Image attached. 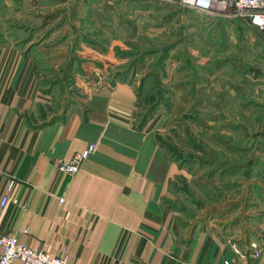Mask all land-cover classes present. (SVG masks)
Wrapping results in <instances>:
<instances>
[{
  "label": "crops",
  "instance_id": "0c3cea01",
  "mask_svg": "<svg viewBox=\"0 0 264 264\" xmlns=\"http://www.w3.org/2000/svg\"><path fill=\"white\" fill-rule=\"evenodd\" d=\"M76 1L87 9L85 16H78L88 20L99 18L97 14L117 18L122 11L127 18L148 17L152 6L178 2ZM50 2L75 0H1L5 9L10 4L18 9ZM196 12L208 29L223 35L224 45H247L249 32L264 38V31L243 18ZM7 13L0 10V21L8 20ZM34 16L25 10L12 14L16 21ZM0 35V198L8 181H14L8 202L0 206V234L15 235L73 264H222L233 257L228 235L212 225L181 229L177 213L167 203L177 164L157 140L155 118L144 123L137 119L138 97L130 85L117 82L112 88L96 89L62 118L50 120L58 113L44 108L50 99L37 86L39 61L24 55V48L7 33ZM259 45L251 68L257 75L254 83L262 88L264 41ZM251 108L242 113L258 112V107ZM259 125L264 131V121ZM92 142L96 150L78 171L60 174L57 161ZM262 226L264 230V220ZM258 242L257 260L264 264V234Z\"/></svg>",
  "mask_w": 264,
  "mask_h": 264
},
{
  "label": "rangeland",
  "instance_id": "374dc122",
  "mask_svg": "<svg viewBox=\"0 0 264 264\" xmlns=\"http://www.w3.org/2000/svg\"><path fill=\"white\" fill-rule=\"evenodd\" d=\"M160 6H152L148 17H124L122 8L120 17L97 14L95 21L78 16L87 9L76 0L18 9H5L0 0V10L9 12L0 33L39 61L37 86L50 99L44 108L58 113L50 120L62 118L96 89L130 85L138 97L137 119L155 118L157 140L177 164L167 203L181 229L210 224L246 253L259 250L264 86H256L252 68L264 38L249 32L247 45H224L223 35L208 29L196 10L179 2ZM19 10L33 12L35 19L16 21L12 14ZM249 107L258 112L243 114Z\"/></svg>",
  "mask_w": 264,
  "mask_h": 264
},
{
  "label": "built area",
  "instance_id": "2783aa9c",
  "mask_svg": "<svg viewBox=\"0 0 264 264\" xmlns=\"http://www.w3.org/2000/svg\"><path fill=\"white\" fill-rule=\"evenodd\" d=\"M178 2L183 7L203 13L227 11L225 15L243 18L249 25L264 31V0H178ZM96 146L94 142L89 143L84 150L75 152L70 158L59 159L56 163L57 170L63 175H74L81 163L96 150ZM13 183L12 179L8 181L6 192L0 198L1 207L9 200L8 193ZM229 245L233 251V257L224 259L222 264H260L257 260L259 250L250 249L251 252L246 253L236 243ZM15 261H20L22 264H73L65 258L30 247L20 242L15 235L0 234V264H13Z\"/></svg>",
  "mask_w": 264,
  "mask_h": 264
}]
</instances>
